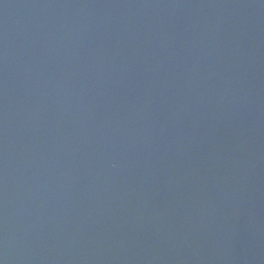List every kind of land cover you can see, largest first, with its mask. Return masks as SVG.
Returning a JSON list of instances; mask_svg holds the SVG:
<instances>
[{
	"label": "water",
	"instance_id": "95a60500",
	"mask_svg": "<svg viewBox=\"0 0 264 264\" xmlns=\"http://www.w3.org/2000/svg\"><path fill=\"white\" fill-rule=\"evenodd\" d=\"M0 264H264V0H0Z\"/></svg>",
	"mask_w": 264,
	"mask_h": 264
}]
</instances>
